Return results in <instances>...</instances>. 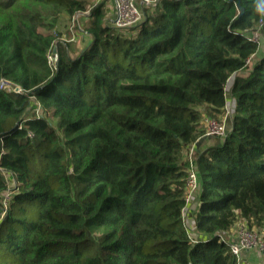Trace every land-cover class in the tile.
<instances>
[{
	"label": "trees",
	"instance_id": "trees-1",
	"mask_svg": "<svg viewBox=\"0 0 264 264\" xmlns=\"http://www.w3.org/2000/svg\"><path fill=\"white\" fill-rule=\"evenodd\" d=\"M87 10V44L50 65ZM141 13L118 28L105 0H0V84L21 89L0 85V264H237L219 234L264 227V0ZM204 116L228 132L195 146L185 221Z\"/></svg>",
	"mask_w": 264,
	"mask_h": 264
},
{
	"label": "built area",
	"instance_id": "built-area-1",
	"mask_svg": "<svg viewBox=\"0 0 264 264\" xmlns=\"http://www.w3.org/2000/svg\"><path fill=\"white\" fill-rule=\"evenodd\" d=\"M116 12L114 26L118 28H127L137 24L141 18V7L144 5H152L156 0H111ZM250 39L258 41V28L250 35ZM48 60L52 65L56 61V55ZM1 87L7 90L20 91L19 86L15 88H8V83L1 82ZM229 115V113H227ZM203 124L205 126V134L224 139L227 134L225 120L219 122L207 116L203 117ZM195 145H192L186 153L188 160L187 179L185 185V207L183 208V216L187 221V214L194 202L195 191L198 189L197 174L193 168L192 161L194 159ZM8 195L5 196V199ZM5 204V202H4ZM219 238L226 242L231 253L236 257L237 264H251L245 259V252L254 251L259 256V263L264 264V227L249 228L245 221H238L232 228L219 234Z\"/></svg>",
	"mask_w": 264,
	"mask_h": 264
},
{
	"label": "rangeland",
	"instance_id": "rangeland-1",
	"mask_svg": "<svg viewBox=\"0 0 264 264\" xmlns=\"http://www.w3.org/2000/svg\"><path fill=\"white\" fill-rule=\"evenodd\" d=\"M105 10H106V22L110 24L111 26L116 27L114 26L116 12H115L114 5L111 0H105ZM88 13H89L88 10L82 13L78 12L69 19V21L67 22V26H66L67 29L63 31L62 36L58 38V40L54 41L53 47L48 51V60H50L49 58L52 56V53L57 48L58 42H64L68 44V49L71 53H74L75 51L81 49L87 44L88 38L82 35V33L79 30L83 29L84 23L88 20L87 19ZM232 80H233L232 78L229 80L227 89L231 85ZM10 85L11 84H8V88H12V87L15 88L16 86L14 84L12 86ZM230 107H231V104L229 102L228 108ZM228 111L230 113V110ZM245 256H247L246 259L249 263L260 264L259 256L254 251L245 252Z\"/></svg>",
	"mask_w": 264,
	"mask_h": 264
},
{
	"label": "water",
	"instance_id": "water-1",
	"mask_svg": "<svg viewBox=\"0 0 264 264\" xmlns=\"http://www.w3.org/2000/svg\"><path fill=\"white\" fill-rule=\"evenodd\" d=\"M214 137L211 135H203L202 137H200L196 143L195 146L200 149L201 147H203V145L210 139H213Z\"/></svg>",
	"mask_w": 264,
	"mask_h": 264
},
{
	"label": "crops",
	"instance_id": "crops-1",
	"mask_svg": "<svg viewBox=\"0 0 264 264\" xmlns=\"http://www.w3.org/2000/svg\"><path fill=\"white\" fill-rule=\"evenodd\" d=\"M227 109L229 110L228 107H227ZM217 141H218V140L215 139V138L210 139V140H208V141L203 145V147L206 148V147H208L209 145H214V143L217 142ZM246 257H247V256H245V258H246Z\"/></svg>",
	"mask_w": 264,
	"mask_h": 264
}]
</instances>
